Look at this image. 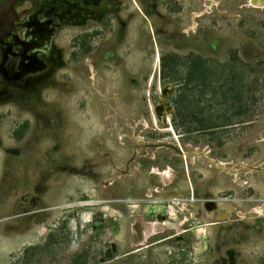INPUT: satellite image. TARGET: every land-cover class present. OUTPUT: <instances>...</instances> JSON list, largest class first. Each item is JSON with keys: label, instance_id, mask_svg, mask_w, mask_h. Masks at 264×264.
<instances>
[{"label": "rangeland", "instance_id": "rangeland-1", "mask_svg": "<svg viewBox=\"0 0 264 264\" xmlns=\"http://www.w3.org/2000/svg\"><path fill=\"white\" fill-rule=\"evenodd\" d=\"M246 2L85 5L56 47L92 41L95 85L44 80L47 51L0 76V264H264V5Z\"/></svg>", "mask_w": 264, "mask_h": 264}, {"label": "flooded vegetation", "instance_id": "flooded-vegetation-1", "mask_svg": "<svg viewBox=\"0 0 264 264\" xmlns=\"http://www.w3.org/2000/svg\"><path fill=\"white\" fill-rule=\"evenodd\" d=\"M100 1L102 0H20L11 5L8 14L6 10H3L6 13L5 23L8 17H13V19L6 27L7 30L0 29V76L16 81L21 77L34 75L42 68L39 55L47 51L48 54L44 61V80L46 77L49 79L50 75L55 76L56 65L59 68L62 66L60 70L64 71H68V67L72 66L76 67V71L80 68L78 76L79 80L84 83V87L90 88L91 85H95L97 72L95 59L88 57L94 52L92 41L88 42L87 37L77 39L81 43L80 53L68 62L59 59L58 55L61 50L56 47V43L59 21L62 22L72 14L81 15L86 9L85 5L97 4ZM5 2V0H0V8ZM112 12L110 5L106 14L102 15L99 20L96 19L102 28L100 36H103V29L107 34L105 46L109 50L110 57H112L113 50L114 17ZM44 24H47L48 29ZM94 34L97 35L96 32ZM39 40H41V45L38 44ZM99 50L100 48L98 52ZM91 76L94 80L90 79ZM60 80L65 82L64 87L68 85L66 83H69L67 76H61ZM88 92L91 93V90L88 89ZM94 95L93 93V98H95Z\"/></svg>", "mask_w": 264, "mask_h": 264}, {"label": "bare ground", "instance_id": "bare-ground-1", "mask_svg": "<svg viewBox=\"0 0 264 264\" xmlns=\"http://www.w3.org/2000/svg\"><path fill=\"white\" fill-rule=\"evenodd\" d=\"M248 2H246V6L247 7H251V8H255V9H259L261 7H263L264 5V0H247ZM11 15V14H10ZM9 16V15H8ZM14 16V15H13ZM5 20H6V13L1 10L0 12V29L4 27L5 25ZM11 24V23H10ZM10 28V27H9ZM48 29V28H47ZM1 33V32H0ZM39 42H41V40H39ZM262 166V165H261ZM262 172H264V169H260ZM255 209H261V211H264V203L262 204V206L257 207ZM250 210V212L252 213H256L257 214V210Z\"/></svg>", "mask_w": 264, "mask_h": 264}, {"label": "water", "instance_id": "water-1", "mask_svg": "<svg viewBox=\"0 0 264 264\" xmlns=\"http://www.w3.org/2000/svg\"><path fill=\"white\" fill-rule=\"evenodd\" d=\"M6 2L2 4L0 10H6L7 14L9 13V9L11 5H13L15 2L20 1V0H5ZM13 17H8V21H6L5 26L3 27L4 30H7L6 27L10 25L11 20Z\"/></svg>", "mask_w": 264, "mask_h": 264}, {"label": "trees", "instance_id": "trees-1", "mask_svg": "<svg viewBox=\"0 0 264 264\" xmlns=\"http://www.w3.org/2000/svg\"><path fill=\"white\" fill-rule=\"evenodd\" d=\"M187 83H188V81L187 80H185V81H183V83H180L178 86H177V92H178V98H179V100H180V98H181V101H183V99H184V95H185V93H186V90H187Z\"/></svg>", "mask_w": 264, "mask_h": 264}]
</instances>
